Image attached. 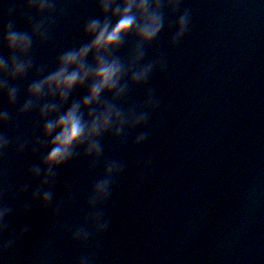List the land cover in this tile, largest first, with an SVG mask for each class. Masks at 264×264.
<instances>
[{
  "label": "clouds",
  "instance_id": "clouds-1",
  "mask_svg": "<svg viewBox=\"0 0 264 264\" xmlns=\"http://www.w3.org/2000/svg\"><path fill=\"white\" fill-rule=\"evenodd\" d=\"M180 3L181 0H97L100 15L85 23V42L65 50L56 60L54 70L46 75L41 77L43 70H38L37 78L27 88L25 102L18 113L20 116L36 113L40 124V142L34 143L33 148L46 151L30 172L33 179L40 180L32 200L38 199L47 209L53 196L47 186L55 181L56 170L70 162L81 149L94 164L101 157V138L106 134L120 139L126 130L139 128L141 131L135 144L145 142L147 132L143 129L157 106L153 93L147 92L143 104L127 112L119 106V102L127 96L130 87L143 86L156 67L163 70L159 60L142 63L145 49L164 27L162 6L175 10ZM25 6L35 10L37 15H51L54 0H25ZM12 15L13 9L9 8L8 16ZM188 24L189 13L185 11L176 22L172 46L183 38ZM45 36L43 23L35 24L27 32L17 30L9 21L0 33V45L6 46L9 52L7 59L0 55V94L6 97L8 105H14L18 95L17 87L10 86L9 82L23 80L32 71L29 52L33 40H43ZM129 38L136 44L125 62L117 53ZM81 90L83 95L76 98L74 93ZM108 96L111 99H105ZM9 118V112L0 109V128L9 125ZM8 147V138L0 133V153ZM24 148V144H19L17 150L23 152ZM121 171L118 162L107 164L103 177L92 187L88 202L90 208L95 209L108 200L112 179ZM59 209L60 205H57L56 210ZM8 215L9 209L0 206V233L5 230L4 222ZM90 222L97 234L108 228L102 212L93 215ZM72 239L74 242H86L87 230H77ZM11 246V240L0 243V252ZM81 264H90V261H82Z\"/></svg>",
  "mask_w": 264,
  "mask_h": 264
}]
</instances>
